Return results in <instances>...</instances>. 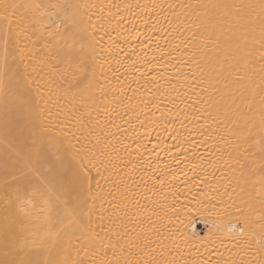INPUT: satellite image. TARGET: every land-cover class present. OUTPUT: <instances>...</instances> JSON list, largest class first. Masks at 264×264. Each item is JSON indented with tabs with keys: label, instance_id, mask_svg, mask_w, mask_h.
Segmentation results:
<instances>
[{
	"label": "snow or ice",
	"instance_id": "snow-or-ice-1",
	"mask_svg": "<svg viewBox=\"0 0 264 264\" xmlns=\"http://www.w3.org/2000/svg\"><path fill=\"white\" fill-rule=\"evenodd\" d=\"M0 264H264V0H0Z\"/></svg>",
	"mask_w": 264,
	"mask_h": 264
},
{
	"label": "bare ground",
	"instance_id": "bare-ground-1",
	"mask_svg": "<svg viewBox=\"0 0 264 264\" xmlns=\"http://www.w3.org/2000/svg\"><path fill=\"white\" fill-rule=\"evenodd\" d=\"M164 154L161 153V156ZM181 201L186 205V208L181 210L179 218L173 217L171 223L165 221L169 224L170 228L178 229L177 235L181 238H191L193 240H199L208 235L212 228L211 223V213H205L203 211H198L200 207L196 205L193 207L192 202L185 200L183 196L180 197Z\"/></svg>",
	"mask_w": 264,
	"mask_h": 264
}]
</instances>
